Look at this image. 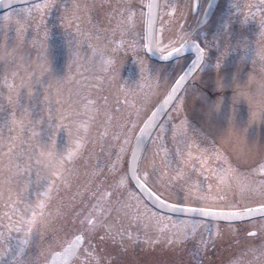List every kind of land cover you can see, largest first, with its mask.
<instances>
[{"label": "snow or ice", "instance_id": "1", "mask_svg": "<svg viewBox=\"0 0 264 264\" xmlns=\"http://www.w3.org/2000/svg\"><path fill=\"white\" fill-rule=\"evenodd\" d=\"M216 8L0 0V264H264V0Z\"/></svg>", "mask_w": 264, "mask_h": 264}, {"label": "rangeland", "instance_id": "2", "mask_svg": "<svg viewBox=\"0 0 264 264\" xmlns=\"http://www.w3.org/2000/svg\"><path fill=\"white\" fill-rule=\"evenodd\" d=\"M92 0H77L80 3H90ZM94 1V0H93ZM69 3L72 0H68ZM116 0H112V3H115ZM203 2H207V0H203ZM229 0H219L217 3V8L214 12L218 15L221 11L225 10ZM104 11V10H100ZM91 18L93 23L102 22L101 25L104 27L108 26L107 19L104 17H97L99 21H96V18H93V13L91 10ZM58 13L56 11L53 12L52 22L54 25L58 24L56 17ZM87 15L85 17L84 27H90L91 25L87 24ZM101 25H99L101 27ZM257 26L254 22H250L248 25L249 33L257 31ZM50 46L52 48V60H51V68L52 72L57 77H62L66 75L68 71V57H67V49L62 43V37L60 35V29L58 26L54 27L53 35L50 40ZM117 63L120 68V78L127 85H133L139 78V66L135 63V59L132 56L131 52H121L118 54ZM225 95L227 97L231 96V90H228ZM249 117V106L247 101L241 100L237 105V120L239 123L244 124L247 122ZM248 135L250 138H257L260 141H264V123H260L259 120L256 123L249 127ZM63 139V138H62ZM229 257V251L225 249L224 245H221L219 250H213L210 252V258L213 260V264H227V260Z\"/></svg>", "mask_w": 264, "mask_h": 264}, {"label": "flooded vegetation", "instance_id": "3", "mask_svg": "<svg viewBox=\"0 0 264 264\" xmlns=\"http://www.w3.org/2000/svg\"><path fill=\"white\" fill-rule=\"evenodd\" d=\"M92 2L99 3V0H94V1L92 0L90 3H92ZM111 2H112V0H111ZM100 10H102V9L96 8V9L92 10V13L94 15L93 18H96V21H99V19L97 17H104V11H100ZM98 24L101 25L102 22H99ZM101 27H104V26L101 25Z\"/></svg>", "mask_w": 264, "mask_h": 264}, {"label": "clouds", "instance_id": "4", "mask_svg": "<svg viewBox=\"0 0 264 264\" xmlns=\"http://www.w3.org/2000/svg\"><path fill=\"white\" fill-rule=\"evenodd\" d=\"M262 48H264V41L261 42V45H260ZM257 72L258 74L261 76V77H264V60L261 61L260 63V66L258 67L257 69Z\"/></svg>", "mask_w": 264, "mask_h": 264}, {"label": "water", "instance_id": "5", "mask_svg": "<svg viewBox=\"0 0 264 264\" xmlns=\"http://www.w3.org/2000/svg\"><path fill=\"white\" fill-rule=\"evenodd\" d=\"M219 0H216V2L218 3ZM154 59V58H153Z\"/></svg>", "mask_w": 264, "mask_h": 264}]
</instances>
